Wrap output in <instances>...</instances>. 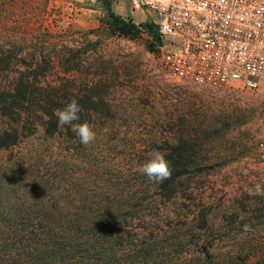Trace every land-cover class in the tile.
Here are the masks:
<instances>
[{
    "label": "rangeland",
    "instance_id": "1",
    "mask_svg": "<svg viewBox=\"0 0 264 264\" xmlns=\"http://www.w3.org/2000/svg\"><path fill=\"white\" fill-rule=\"evenodd\" d=\"M81 9L74 15L64 0H0V52L14 41L21 53L9 76L31 68L45 95L58 92L63 104L92 97L96 105L83 104L96 134L87 146L38 128L0 150V208H78L109 229L101 253L112 264H264V196L248 191L264 189L256 148L264 104L238 87L198 89L169 78L152 60L149 36L113 35L101 0H83ZM133 17L144 23L139 11ZM188 137L204 141L199 170L166 200L138 169L154 150Z\"/></svg>",
    "mask_w": 264,
    "mask_h": 264
},
{
    "label": "trees",
    "instance_id": "2",
    "mask_svg": "<svg viewBox=\"0 0 264 264\" xmlns=\"http://www.w3.org/2000/svg\"><path fill=\"white\" fill-rule=\"evenodd\" d=\"M101 2L105 12L104 23L113 35L130 40L149 36L152 38L149 51H154L159 43L154 27L147 22L135 24L130 17L115 14L111 9L112 0ZM15 47L16 42L13 41L6 52H0V150L19 146L38 128L47 138L62 136L65 142L79 143L71 126H58V119L53 115L55 109H62L67 104H63V95H57L58 92L55 97L53 94L45 95L46 88L31 78L35 77L31 68H26V73L19 72L18 76H9L21 54L16 52ZM4 75L7 80L3 79ZM36 93L43 98L38 100ZM76 100L82 110L85 109L84 103H89V107L96 106L92 97ZM97 101L101 106H107L103 96ZM86 110L88 113L81 111L75 123H84L92 118L89 109ZM216 125L212 121L209 127L213 130ZM221 127H225V122ZM194 141L189 137L178 139L176 146H168L162 151L170 161L172 175L162 183L154 182V185L166 200L173 198L182 190L184 183L187 184L184 177L193 170H199L201 161L196 155L204 141L200 145ZM66 163L63 162V167L68 165ZM78 163V158L72 161V164ZM65 205L63 208H0V264H112L101 253L103 242L110 234L109 229H101L96 220L90 223L92 220L85 218L81 210ZM95 255L97 259L91 262V257Z\"/></svg>",
    "mask_w": 264,
    "mask_h": 264
},
{
    "label": "built area",
    "instance_id": "3",
    "mask_svg": "<svg viewBox=\"0 0 264 264\" xmlns=\"http://www.w3.org/2000/svg\"><path fill=\"white\" fill-rule=\"evenodd\" d=\"M64 1L76 15V0ZM124 2L148 15L159 39L152 60L169 78L198 89L238 87L264 104V0ZM258 127L264 156V106Z\"/></svg>",
    "mask_w": 264,
    "mask_h": 264
},
{
    "label": "clouds",
    "instance_id": "4",
    "mask_svg": "<svg viewBox=\"0 0 264 264\" xmlns=\"http://www.w3.org/2000/svg\"><path fill=\"white\" fill-rule=\"evenodd\" d=\"M82 111L81 106L75 98H72L62 109H55L53 115L58 119V126L70 125L72 132L79 138L81 144L87 146L95 140L93 127L87 123H75L79 120V113ZM151 159L143 164L138 170L146 175L150 181L162 183L164 180L171 178L172 168L170 161L161 151L154 150L150 153ZM249 194L264 196V189L260 185L255 186V190L248 189Z\"/></svg>",
    "mask_w": 264,
    "mask_h": 264
},
{
    "label": "crops",
    "instance_id": "5",
    "mask_svg": "<svg viewBox=\"0 0 264 264\" xmlns=\"http://www.w3.org/2000/svg\"><path fill=\"white\" fill-rule=\"evenodd\" d=\"M83 0H76V4H75V8H76V11H82L81 9V3H82ZM118 4L121 5V8H122V12L119 13V16L123 17V18H126V17H130L134 20V17H133V12H131V9L130 7L128 6V4L126 2H124V0H119V1H116ZM141 13L142 15V22H144L146 19L144 17V14L142 12H139ZM148 18V17H147Z\"/></svg>",
    "mask_w": 264,
    "mask_h": 264
}]
</instances>
